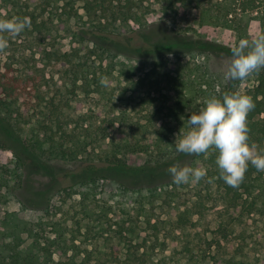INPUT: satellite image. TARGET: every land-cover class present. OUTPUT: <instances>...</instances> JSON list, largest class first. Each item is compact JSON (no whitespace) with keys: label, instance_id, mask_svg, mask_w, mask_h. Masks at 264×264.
I'll use <instances>...</instances> for the list:
<instances>
[{"label":"trees","instance_id":"obj_1","mask_svg":"<svg viewBox=\"0 0 264 264\" xmlns=\"http://www.w3.org/2000/svg\"><path fill=\"white\" fill-rule=\"evenodd\" d=\"M146 1L116 0L112 5L109 0L108 6L107 0H36L28 5L35 42L39 47L48 43L42 60L61 82L53 94L44 91L28 45L9 41L1 51L6 62L2 67L0 61V113L22 121L29 116L30 137L24 142L34 158L83 163L85 174L132 172L136 180H121L119 192L108 201L96 199L99 193L73 191L82 199L63 221L53 224L52 235L32 236L26 250L21 225L9 233L0 231V264H264V171L249 164L243 181L231 187L220 178L215 149L185 154L174 144L187 127L186 119L206 98L239 93L254 104L247 116L249 143L264 150V68L253 73L256 84L241 91L244 80L227 78L193 57L232 56V48L166 28L159 40L151 39V24L143 22ZM155 1L175 12L198 8L201 26L230 29L238 40L258 37L249 31L247 6L241 10L234 0ZM251 1L250 7L257 8ZM52 6L61 9L56 27ZM129 21L139 25L132 31L138 37L116 32ZM260 23L264 33V13ZM61 30L69 39L66 50L55 43L53 32ZM176 50L192 57L169 69L165 56ZM119 56L154 63L144 77L123 82L114 76ZM121 74L126 78L125 71ZM129 92L139 94L135 105L127 98ZM18 104L26 108L22 111ZM3 129L5 136L14 135L10 123ZM8 149V141L0 137V171ZM133 154H146L151 163L131 167L125 159ZM173 166L200 168L206 174L199 182L177 185L168 172ZM162 168L169 175L167 182L135 186L139 180L154 179ZM89 180L82 186L89 189L95 182ZM4 184L1 178L0 189ZM157 208L175 213L162 217Z\"/></svg>","mask_w":264,"mask_h":264},{"label":"rangeland","instance_id":"obj_2","mask_svg":"<svg viewBox=\"0 0 264 264\" xmlns=\"http://www.w3.org/2000/svg\"><path fill=\"white\" fill-rule=\"evenodd\" d=\"M112 1V5L115 4L116 0ZM234 1L241 10H243L244 6H247L245 14L250 18L249 31L254 35H264L260 23V17L264 13V0H254L255 5L258 6L255 9L250 7L251 0ZM35 2L36 0H0V19H22L24 17L30 19V26L26 27L20 34L16 36L8 34L0 35H6L8 42L17 41L19 44L28 45L29 50L27 54L31 57L35 56L36 65L40 70V75L43 77L44 91L53 94L56 89H59L61 82L59 78H53V74L50 72L48 66L44 64V60H42L43 49L47 47L48 43L39 47L35 42L36 31L30 16L32 10L31 8L30 10L26 9L28 5H33ZM109 4L110 2L107 0V5L109 6ZM61 5L62 3H58V6ZM166 5H158L155 0L144 3V9L142 10V14H144L143 22L151 24V27L148 29L149 31L147 30V34H150L151 39L159 40L163 28H166L181 35H191L193 38L204 39L230 48L238 44L239 40L236 34L230 29L201 26L199 24L200 11L198 8L183 7L175 12L170 10ZM58 13H61V9H57V6H52L51 17L54 27L57 26ZM238 13L241 12L238 11ZM40 20L41 18L38 19V23H40ZM118 28L116 30L117 33L138 37L132 31L139 29V25L132 21L120 25ZM53 35L58 40L55 42L58 48L66 50L69 47L66 44L69 39L65 38L66 34L63 30L53 32ZM137 43L144 44L145 41L137 40ZM191 57L176 50L173 53L169 52L166 54L165 59L168 60V68L170 69L177 61L187 62ZM193 57L196 61L203 62L210 69L222 75H226L232 60V56H228L225 53H208L205 56L198 54ZM0 61L3 67L6 62V55L1 51ZM153 63L154 61L151 59H132V57L119 56L116 62L113 63L116 68L114 76L120 77L123 82H125L124 79L130 78L137 81L145 76L152 68ZM124 71L126 78L121 74ZM255 84V75L252 73L244 80L241 91H246V89L253 87ZM138 95V93L133 94L129 92L127 98L130 99L131 104L135 105L139 101ZM18 105L22 111L26 108L25 105ZM27 118L29 116L25 114L24 121H22L4 110L0 113V137L7 140L11 147V149H8L4 153L3 168L0 171V179L4 178L6 181L5 186L0 189V231L9 233L14 231L17 225H21L24 229L23 231H25L21 233L23 250H26L32 243V236L37 237L36 235H38V237L42 238L52 235L53 224L63 221L71 208L82 199V195L73 194V191L79 193L90 191L92 195L93 193H99L96 199L108 201L113 199L119 192V188L122 186L121 180L128 183L136 180L132 176V172L115 175L114 172L108 174V171L100 170L95 172V174H85L86 171L83 163L57 162L49 160L46 157L40 158L39 161L25 147L24 141L29 139L31 127L27 123L31 119ZM7 123H10L14 130V135L11 137L5 136L3 133V130H5L3 128ZM103 149H107V144H103ZM104 154L101 152V155ZM149 160L150 157L146 154H133L125 159L131 167L145 166L151 163L148 162ZM165 173V168H162V170L157 169L154 179L139 180L137 181L139 182L138 184L134 182L131 186L133 185L134 187V184H136V187L159 186L169 180V175ZM104 176L109 177L103 178ZM90 178L95 180V182L91 183V187L88 189L82 186V182L90 181ZM161 203L162 201L159 200L158 205H161ZM174 211L169 208L156 209V212L162 217L167 216L169 213H175ZM29 229L33 234L29 232Z\"/></svg>","mask_w":264,"mask_h":264},{"label":"clouds","instance_id":"obj_3","mask_svg":"<svg viewBox=\"0 0 264 264\" xmlns=\"http://www.w3.org/2000/svg\"><path fill=\"white\" fill-rule=\"evenodd\" d=\"M29 26L28 17L0 19V34L16 36ZM8 43L7 36L0 35V51L7 49ZM231 51L227 78L243 81L264 68V35L251 41L240 39ZM253 108L251 97L244 94L206 98L203 107L186 119V129L183 126L184 130L176 136V151L200 155L215 149L220 178L231 187L239 186L249 164L257 171H264V150L257 151L256 145L249 143L247 116ZM168 172L177 185L199 182L206 174L204 169L176 166Z\"/></svg>","mask_w":264,"mask_h":264}]
</instances>
